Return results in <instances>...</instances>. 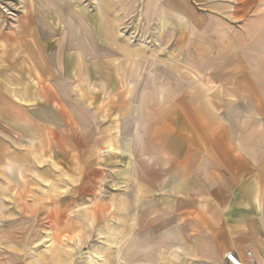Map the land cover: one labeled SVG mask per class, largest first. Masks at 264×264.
Returning a JSON list of instances; mask_svg holds the SVG:
<instances>
[{"label":"rangeland","instance_id":"rangeland-1","mask_svg":"<svg viewBox=\"0 0 264 264\" xmlns=\"http://www.w3.org/2000/svg\"><path fill=\"white\" fill-rule=\"evenodd\" d=\"M146 1L0 0V109L4 111L0 112L1 254L14 255L17 247L29 255L64 249L66 255L60 256V264L64 260L93 264L96 256L92 253L98 248L105 249L99 260L113 264L117 256L109 251L115 247L110 244L118 246L124 226L118 221L128 215L126 205L117 203L118 198H127L129 161L125 147L119 153L117 144L110 146V154L115 156L104 160L108 167L98 168L90 163L94 153L91 145L82 143L84 132L72 134V141L64 143V151L61 144H54L58 140L54 138L51 152L47 133L33 136L30 111L25 110V120L31 117V122L24 121L18 128L6 117L16 118V111H10L8 104L17 97L28 98L38 85L33 75L52 70L68 76L64 87L70 91L63 97L66 107L78 128L91 125L87 133L93 136L96 123L101 121L100 113L93 110L102 106L105 115L110 114L107 105L118 104L119 114L115 112V116L119 115L126 127L127 107L155 105V111H143L149 127L160 122L161 104L169 102L168 94L174 89L183 94L188 90L190 95L198 88L200 104L208 99L215 104L243 100L239 75L231 81L227 75H214L216 65L207 69L205 60L211 54L202 43L199 68H193L187 25H177V31H163L169 21L162 23L160 17L147 16ZM191 11L201 19L207 13L202 5ZM235 44L230 53L233 49L245 51L239 39ZM261 45L258 39L247 51ZM219 68L223 72L224 65ZM113 72L119 75H108ZM228 87L237 94L225 95ZM189 95L184 97V104L190 103ZM169 97L175 102V96ZM47 114L50 120L59 117L40 112L37 120ZM55 122L58 127L61 121ZM145 124L142 119L141 125ZM53 154L55 159L49 158ZM97 228L103 230L101 240Z\"/></svg>","mask_w":264,"mask_h":264},{"label":"crops","instance_id":"crops-1","mask_svg":"<svg viewBox=\"0 0 264 264\" xmlns=\"http://www.w3.org/2000/svg\"><path fill=\"white\" fill-rule=\"evenodd\" d=\"M146 3L147 16L160 17L162 23L169 21L163 31L173 32L177 25H187L193 68H199L202 43L211 54L205 60L207 69L216 65L214 75H227L231 81L239 75L242 101L215 104L208 99L200 104L198 88L190 95L188 90L183 94L174 89L168 94L169 102L161 104L159 112L164 114H160V122L153 126L145 124L148 116L143 111L153 112L155 105L127 107L126 127L120 123V116H115L118 104L106 106L110 114H102L103 106L93 110L100 113L101 120L93 136L87 133L91 125L78 128L66 107L63 97L70 91L64 87L68 76L48 70L44 75H33L38 85L28 98L17 97L8 104L10 111H16V118L6 117L18 128L24 121L31 122L30 116L25 120V110L30 111L33 136L47 133L51 152L54 138L58 139L54 144H61L64 151V143L72 141V134L84 132L82 143L91 145L94 158L90 163L98 168L108 167L104 160L115 156L110 154V146L117 144L119 153L125 147L129 161L127 198H118L117 203L126 205L128 215L118 221L124 225L118 246L110 244L115 247L109 251L117 256L113 264H227L226 252L243 263L248 262L246 253L251 252L254 264H264V0ZM201 5L207 10L202 19L191 11ZM238 39L245 51L233 49L230 53ZM258 39L263 45L247 51ZM211 48L224 51L212 53ZM220 64L224 65L223 72ZM224 92L231 96L236 93L230 87ZM187 95L190 103L184 104ZM169 96H175V102ZM40 112L59 117L50 120L47 114L37 120ZM142 119L146 126L141 125ZM119 153L117 157L122 159ZM49 158L55 159L54 154ZM79 222L82 224L83 219ZM97 231L101 240L103 230ZM104 250L97 248L92 253L96 256L93 264H106L98 257ZM45 251L29 255L17 247L14 255L0 253V264H60V256L66 255L64 249L59 250L61 253ZM64 264L70 263L64 260ZM79 264L89 262L81 260Z\"/></svg>","mask_w":264,"mask_h":264},{"label":"built area","instance_id":"built-area-1","mask_svg":"<svg viewBox=\"0 0 264 264\" xmlns=\"http://www.w3.org/2000/svg\"><path fill=\"white\" fill-rule=\"evenodd\" d=\"M246 257L248 262L243 263L242 261H240L233 253L231 252H226L224 254V259L227 262V264H254V259L253 256L251 254V252H247L246 253Z\"/></svg>","mask_w":264,"mask_h":264}]
</instances>
